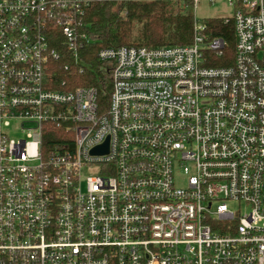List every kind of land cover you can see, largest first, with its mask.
<instances>
[{"label": "built area", "instance_id": "2783aa9c", "mask_svg": "<svg viewBox=\"0 0 264 264\" xmlns=\"http://www.w3.org/2000/svg\"><path fill=\"white\" fill-rule=\"evenodd\" d=\"M105 1L166 0H0V264H264V0H171L192 5L193 43L102 50V115L97 89L48 74L55 34L79 59ZM221 1L232 64L196 17ZM59 130L74 143L46 150Z\"/></svg>", "mask_w": 264, "mask_h": 264}, {"label": "trees", "instance_id": "16d2710c", "mask_svg": "<svg viewBox=\"0 0 264 264\" xmlns=\"http://www.w3.org/2000/svg\"><path fill=\"white\" fill-rule=\"evenodd\" d=\"M84 11V25L91 44L76 59L64 45L60 33L55 34L51 46L61 54V59L51 63L49 89L69 92L77 88H95L102 115L110 105L114 67L112 62L100 61L99 53L102 50L121 47L167 48L193 43L196 18L193 7L188 2H91L85 6ZM201 23L211 39L221 38L226 42L232 64L236 44L232 22L225 23L220 18H212L201 20ZM229 64L230 62L214 59L212 55L208 65ZM63 133L59 130L47 135L44 138V148L53 151L64 148L65 143H74L73 136L64 137Z\"/></svg>", "mask_w": 264, "mask_h": 264}, {"label": "rangeland", "instance_id": "374dc122", "mask_svg": "<svg viewBox=\"0 0 264 264\" xmlns=\"http://www.w3.org/2000/svg\"><path fill=\"white\" fill-rule=\"evenodd\" d=\"M232 14V9L226 1L217 2L215 5H210L206 2H202L196 10V17L199 20H207L218 17H230L232 16ZM93 173V171L84 170L81 175L82 180L84 181L87 177L92 176ZM231 207L234 210L238 209L237 205H233ZM241 210L244 214L245 206H242Z\"/></svg>", "mask_w": 264, "mask_h": 264}, {"label": "water", "instance_id": "95a60500", "mask_svg": "<svg viewBox=\"0 0 264 264\" xmlns=\"http://www.w3.org/2000/svg\"><path fill=\"white\" fill-rule=\"evenodd\" d=\"M98 151H101V152L107 153V152H108V149H106V148L102 149V148H101V150H97L96 152H98Z\"/></svg>", "mask_w": 264, "mask_h": 264}]
</instances>
